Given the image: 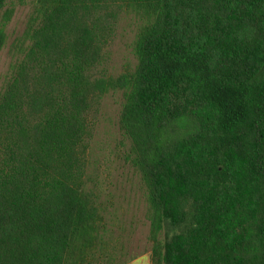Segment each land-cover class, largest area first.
Masks as SVG:
<instances>
[{"label":"trees","instance_id":"16d2710c","mask_svg":"<svg viewBox=\"0 0 264 264\" xmlns=\"http://www.w3.org/2000/svg\"><path fill=\"white\" fill-rule=\"evenodd\" d=\"M15 9L0 0V53ZM123 14L139 22L137 64L114 77L101 67ZM12 54L0 264H120L88 176L101 101L117 92L151 264H264V0H35Z\"/></svg>","mask_w":264,"mask_h":264},{"label":"rangeland","instance_id":"374dc122","mask_svg":"<svg viewBox=\"0 0 264 264\" xmlns=\"http://www.w3.org/2000/svg\"><path fill=\"white\" fill-rule=\"evenodd\" d=\"M12 1L16 9L7 27L8 46L0 53V89L14 61L12 50L16 40L24 33L35 0ZM138 28L137 19L126 14L120 17L116 35L107 49L106 61L101 67L103 71L118 77L135 69L137 61L133 53V42ZM122 101V93L119 92L110 93L101 101L88 156V176L98 183L102 198L107 196L109 199V230L113 232L116 248L112 252L118 255V263L122 264L124 256L128 258L141 254L139 258H147L137 264H148L146 255L150 256L152 247L147 219L148 203L139 175L123 161L124 147L118 126ZM122 255L124 256L121 258Z\"/></svg>","mask_w":264,"mask_h":264},{"label":"crops","instance_id":"0c3cea01","mask_svg":"<svg viewBox=\"0 0 264 264\" xmlns=\"http://www.w3.org/2000/svg\"><path fill=\"white\" fill-rule=\"evenodd\" d=\"M146 256H148V259H149V260L147 261V263H148V264H151V259L149 258V257H150L149 254H147ZM145 258H147V257H144L143 259L137 257L136 259L133 260V262H132L131 264H137V263H139L140 261H143Z\"/></svg>","mask_w":264,"mask_h":264}]
</instances>
